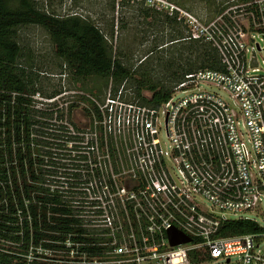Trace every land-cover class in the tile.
<instances>
[{"label": "built area", "instance_id": "1", "mask_svg": "<svg viewBox=\"0 0 264 264\" xmlns=\"http://www.w3.org/2000/svg\"><path fill=\"white\" fill-rule=\"evenodd\" d=\"M245 1L241 7L246 10V25L231 18L205 25L189 22L193 33L186 39L214 49L220 70L184 75L158 106L140 103L133 95L129 98L131 90L125 85L116 91L109 86L101 99L89 97L96 112L89 109V135L94 142L67 137V130L59 128L53 139L60 140L62 147L51 146L50 157L42 156L43 186L70 207L72 218L78 220L71 227L83 232H69L50 250L29 243L27 253L15 256L26 264H264L261 226L256 234L218 236L230 215L264 204V60L256 56L264 52V34L257 31L264 28V0ZM71 141L89 163L84 166L87 176L94 178L84 181L95 206L90 220L76 200L66 197L65 183L53 179L59 178L57 171L66 159H59L55 151ZM11 152L12 162H7L3 149L0 164L4 177L0 208L14 219L0 220L8 231L0 230V252L8 254L24 244V222L31 227L29 201L24 214L12 189L8 169L15 168L20 184V166L15 147ZM36 157L31 155L33 161ZM77 183L71 189L82 185ZM4 233L7 237H2ZM75 237L80 241H73ZM85 237L93 241L85 242ZM182 238L189 242L175 244Z\"/></svg>", "mask_w": 264, "mask_h": 264}, {"label": "trees", "instance_id": "2", "mask_svg": "<svg viewBox=\"0 0 264 264\" xmlns=\"http://www.w3.org/2000/svg\"><path fill=\"white\" fill-rule=\"evenodd\" d=\"M137 2L143 4L145 0H137ZM113 8L114 3L111 9ZM143 11L146 17L160 14L152 8L144 7ZM176 16L177 13L175 16L165 15V21L173 23L176 21ZM223 20L227 22L229 19L224 17ZM29 26L40 27L47 33L54 47L55 56L63 63L74 81L89 78L111 80L115 83L114 90L115 88L117 90L131 80L136 83L134 98L149 106L160 105L169 98L172 91L160 84L149 83V71L146 68L144 71L132 72L121 61V54L113 53L112 46L104 34L89 20L77 15L57 16L38 8L35 0H0V164L3 162L1 158L3 149L8 155L7 162H12L11 151L15 147L20 166V184L16 183L15 168L10 165L8 170L13 176L12 189L17 204L24 214L25 202L29 201L27 209L31 214V227L29 228L26 222L23 224L24 244L21 249L10 250L12 254L0 252V264H26L24 258L15 256L14 253L21 255L27 253L29 243L35 246L40 244L43 248L50 250L57 247L56 242H63L69 232H83L76 227H71L77 225L78 220L72 218L70 207L56 193H50L43 186L45 169L42 168L44 165L42 156L50 157L51 134L46 132L49 125L39 121L35 116V114L43 116L46 114L31 108L32 101L29 96L32 80L25 74L19 63L22 50L17 41L18 31ZM257 31L264 34V28ZM180 35L179 42L186 41V38ZM110 37L113 38L112 29ZM188 41L192 43L189 55H195L194 58L186 59L182 54L166 65L167 68H171L174 63H179L180 67L172 73L176 84L188 73L204 69H221L214 49L199 41ZM178 71L181 73L180 76ZM143 91L149 93V99L143 98L141 94ZM90 108L96 114L95 108L89 104L88 109L84 111L88 124L92 121ZM33 153L37 156L35 161L31 159ZM3 178L2 175L0 179ZM3 194L1 192V195ZM5 194L8 207L12 209L13 202L7 186ZM2 210L3 207L0 208V220H14L4 215ZM4 228H7L5 224H0V230L8 232ZM261 231L262 228L253 221L230 219L222 224L218 236L232 237L256 234ZM2 237H7V234L4 233ZM12 239L19 241L18 237ZM73 241L78 242L80 239L75 237ZM83 241L92 242L93 239L85 237ZM32 264H50V261H34Z\"/></svg>", "mask_w": 264, "mask_h": 264}, {"label": "rangeland", "instance_id": "3", "mask_svg": "<svg viewBox=\"0 0 264 264\" xmlns=\"http://www.w3.org/2000/svg\"><path fill=\"white\" fill-rule=\"evenodd\" d=\"M35 2L38 8L57 16L77 15L89 20L104 34L112 46L113 53L121 54V61L125 66L132 72L148 69L149 83L160 84L169 90H172L176 84L172 73L180 66L179 63H174L173 67L167 68V63L173 62L172 59L182 54L186 59L190 57L193 59L195 56L189 55V48L192 46L190 41L186 39L179 42L180 34L188 38L193 33V27L189 25L190 21L205 25L226 17L242 26L247 23L246 10L241 7L247 2L245 0H145L143 4L138 3L137 0H35ZM112 3H114L113 9H111ZM144 7L152 8L160 14L146 17ZM175 13H177L176 21L167 23L165 15L175 16ZM111 29L113 38L110 37ZM17 41L22 50L19 63L25 74L32 80L29 96L32 101L31 108L45 109L42 113L46 115L35 114V116L39 121L49 125L46 132L51 134L53 139L62 127L61 130H65L64 132L67 130V137L81 136L80 138L83 137L87 143L94 142L90 139L91 130L84 111L89 106V97L101 99L109 86L114 90L115 83L101 78L74 81L67 69L63 67V63L56 58L49 36L40 27L29 26L20 29ZM256 56L259 61L264 60V52L257 53ZM178 74L180 76L181 73L178 71ZM125 85L126 90H131L129 91L131 95L128 97L131 98L132 95L134 97L136 83L130 80ZM211 90L218 91L214 88ZM141 94L143 98L149 99L147 91ZM220 95L224 97L223 94L220 93ZM49 98H55L56 101L46 103ZM72 142L62 151H59L60 149L55 151V154H59V159H66L57 171L59 178L53 179L57 183H65L68 188L66 197L76 200L77 207L82 212H87L84 215L86 220H90L94 218L92 216H95L93 215L95 206H92L93 202L88 192L89 186L85 182L93 181L94 178L87 176V173H90L84 166L89 163L85 162L82 153L76 152L77 149L73 148L75 145ZM51 144L54 149H57L62 142L53 139ZM76 182L82 185L71 189ZM202 205L208 207L204 202ZM239 218L251 220L264 228V204L251 212L229 216L231 220Z\"/></svg>", "mask_w": 264, "mask_h": 264}, {"label": "water", "instance_id": "4", "mask_svg": "<svg viewBox=\"0 0 264 264\" xmlns=\"http://www.w3.org/2000/svg\"><path fill=\"white\" fill-rule=\"evenodd\" d=\"M187 242H189V239H187V238H182V240L175 242V244H181V243H187ZM173 245H174V244H173Z\"/></svg>", "mask_w": 264, "mask_h": 264}, {"label": "flooded vegetation", "instance_id": "5", "mask_svg": "<svg viewBox=\"0 0 264 264\" xmlns=\"http://www.w3.org/2000/svg\"><path fill=\"white\" fill-rule=\"evenodd\" d=\"M57 58V57H56ZM64 67V66H63ZM50 119H51V117H50ZM52 137V136H51ZM52 143V141L50 140V144ZM50 146H52V144L50 145Z\"/></svg>", "mask_w": 264, "mask_h": 264}]
</instances>
